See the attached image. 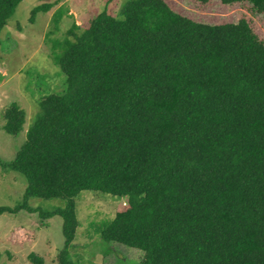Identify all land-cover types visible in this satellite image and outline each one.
Segmentation results:
<instances>
[{
  "label": "trees",
  "instance_id": "trees-1",
  "mask_svg": "<svg viewBox=\"0 0 264 264\" xmlns=\"http://www.w3.org/2000/svg\"><path fill=\"white\" fill-rule=\"evenodd\" d=\"M21 1L0 0V33ZM196 1L247 2L264 16V0ZM51 7H34L30 23ZM78 28L53 55L62 90L39 100L14 157L0 158L27 180L0 215L60 216L57 263L79 264L69 248L80 193L126 196L101 238L139 249L137 264H264V41L248 20L211 24L165 0H126ZM3 117L6 133L23 130L17 102ZM32 198L64 204L43 210Z\"/></svg>",
  "mask_w": 264,
  "mask_h": 264
},
{
  "label": "rangeland",
  "instance_id": "rangeland-1",
  "mask_svg": "<svg viewBox=\"0 0 264 264\" xmlns=\"http://www.w3.org/2000/svg\"><path fill=\"white\" fill-rule=\"evenodd\" d=\"M126 0H23L0 33V158L11 160L26 138L27 130L40 112L39 100L62 90L64 75L53 55L60 51L57 42L74 39L68 31L79 25L75 33L88 26L90 18L104 8L119 14ZM181 15L211 24L236 22L246 18L264 41V16L247 2L225 5L196 0H165ZM52 3L47 12H38L30 23L31 10L39 4ZM60 15L59 20H56ZM11 102L26 112L23 130L10 135L3 130V113ZM27 180L11 168L0 165V205L15 206L21 202ZM77 199L79 226L70 256L79 264H137L141 251L101 238L102 230L115 213L127 203L126 196L83 191ZM29 204L51 210L64 204L61 199L32 198ZM64 246L62 218L58 215L41 220L38 213L20 210L0 215V264H32L28 255H41L47 263L58 264L57 254ZM140 251V252H138Z\"/></svg>",
  "mask_w": 264,
  "mask_h": 264
}]
</instances>
